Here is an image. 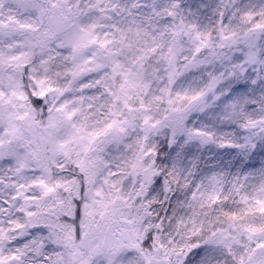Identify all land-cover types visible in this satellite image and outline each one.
<instances>
[{
  "label": "snow or ice",
  "instance_id": "obj_1",
  "mask_svg": "<svg viewBox=\"0 0 264 264\" xmlns=\"http://www.w3.org/2000/svg\"><path fill=\"white\" fill-rule=\"evenodd\" d=\"M0 264H264V0H0Z\"/></svg>",
  "mask_w": 264,
  "mask_h": 264
}]
</instances>
